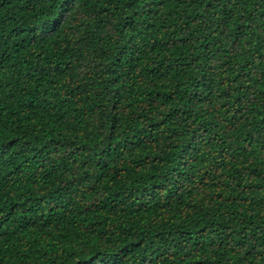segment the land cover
Segmentation results:
<instances>
[{
    "label": "trees",
    "instance_id": "trees-1",
    "mask_svg": "<svg viewBox=\"0 0 264 264\" xmlns=\"http://www.w3.org/2000/svg\"><path fill=\"white\" fill-rule=\"evenodd\" d=\"M0 264H264V0H0Z\"/></svg>",
    "mask_w": 264,
    "mask_h": 264
}]
</instances>
